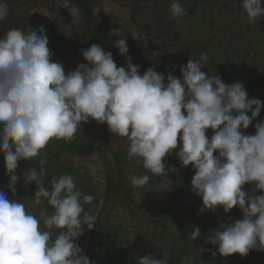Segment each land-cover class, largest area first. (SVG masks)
<instances>
[{
  "label": "clouds",
  "instance_id": "1",
  "mask_svg": "<svg viewBox=\"0 0 264 264\" xmlns=\"http://www.w3.org/2000/svg\"><path fill=\"white\" fill-rule=\"evenodd\" d=\"M242 6L249 22L264 20L262 0H242ZM169 7L170 19L187 15L179 0ZM8 13L0 0V21ZM48 45L43 28H13L0 37V153L13 195L20 180L19 162L38 158L39 164V171L28 169L26 177L23 172L24 185L36 186L27 207L0 190V264H92L76 241L84 226H96V217L83 208L94 196L79 190L69 174L53 177L51 188L45 187L48 161L43 151L53 139L71 142L90 120L126 138L128 158L144 170L131 177L133 187L147 185L150 177L175 173V167L166 170L164 158L178 149L180 164L195 170L191 190L202 198L201 213L221 208L229 213L239 207L243 218L220 222L204 244L215 246L223 257L264 251V194L244 190L246 184H254L253 193H264V121L255 124V135L244 131L260 115L264 102L249 98L241 82L228 85L202 71L209 59L206 53L198 60L190 57L179 77L169 73L165 79L154 67L140 74V66L127 55V38L115 41L126 66L118 67L110 51L92 44L81 49L87 63L67 73L53 60ZM208 129L213 132L210 138ZM45 201L51 214L42 208L38 218L28 211ZM200 236L197 226L188 239ZM204 251L211 250H200ZM137 264L167 260L146 255Z\"/></svg>",
  "mask_w": 264,
  "mask_h": 264
},
{
  "label": "rangeland",
  "instance_id": "2",
  "mask_svg": "<svg viewBox=\"0 0 264 264\" xmlns=\"http://www.w3.org/2000/svg\"><path fill=\"white\" fill-rule=\"evenodd\" d=\"M3 2L7 4L9 13L5 20L0 21V37L10 29L19 25L30 26L35 21L46 26L48 30L57 25L60 40L54 48L55 61L63 64L65 73L74 70L80 63H87L81 49H87L91 44L86 35L87 16L79 6L70 0H3ZM171 2L172 0H89L91 27L97 38L111 44L113 59L118 67L126 66V59L119 54L115 41L127 38L129 48L127 55L131 57L134 65L140 66L141 75L149 66L159 64L165 67V79L169 73L179 77L181 66L186 65L190 57L198 60L201 53H206L209 59H218L219 54L223 53L227 62L228 60L234 62V67L237 68L236 75L244 84L248 97L252 98L254 87L264 86V20L249 22L242 0H212L209 6L200 8L195 14H188L192 0H179L187 15L170 19ZM209 39L211 44L206 51L203 44ZM206 70L204 66L202 71L207 73ZM104 134L103 124L90 120L82 124V129L75 134L81 139L77 144L78 150L70 152L65 148L54 159L59 165L65 163L79 169L86 185L92 187L95 192L94 216L101 218L104 227L112 224L124 225L126 234L131 238L137 260L146 255L163 260L162 244L156 240L158 236H155V233L159 235L160 230L165 229V225L173 231L189 228L198 220H205L216 212L201 213V205L196 212L175 215L165 224L159 223L162 220L158 215L162 211L155 204L150 188H135L130 184L131 177L143 175L144 170L136 164L135 159H129L128 155L127 160L121 164H114L111 151L124 148L127 154L126 138L109 132L107 138L110 139V144L105 146ZM101 146L104 148L98 151L97 148ZM23 172L26 177L28 170L21 160L16 170V175L20 177L15 185L18 194L16 200L27 207L32 203L34 195L32 188L35 184L25 186ZM121 172L127 176L132 197L107 202L105 197L107 181ZM8 184L9 175L6 174L3 154L0 153V189L8 193ZM163 186L171 191L173 183L167 179L163 181ZM254 188V184L244 186L246 192L254 195L264 194L258 190L253 193ZM198 198L201 199L199 196ZM42 208L45 209V204L32 206L28 211L39 218ZM103 209L107 216L99 214ZM218 212L221 214L220 209ZM229 213L227 219L222 222H228L229 217L233 220L243 218L238 206ZM55 234L56 232L53 237ZM79 244L92 264H95L97 240L92 230H87L83 234ZM212 250L216 252V247L213 246ZM242 264H264V251L253 250Z\"/></svg>",
  "mask_w": 264,
  "mask_h": 264
},
{
  "label": "trees",
  "instance_id": "3",
  "mask_svg": "<svg viewBox=\"0 0 264 264\" xmlns=\"http://www.w3.org/2000/svg\"><path fill=\"white\" fill-rule=\"evenodd\" d=\"M77 6H79L84 14L87 16V38L90 44H97L104 49L106 52H111V44L109 45L105 41L97 38L94 31L92 30V22L91 18V10L89 9V0H70ZM212 0H192L191 5L188 9V14H195L202 7L209 6V2ZM27 28H31L33 30H39L41 28L44 29L45 34L48 37L49 45L48 47L54 53L53 60L55 61V52L54 48L58 44L60 40V30L57 25H54L51 30H48L46 26H42L39 22L35 21L30 26L19 25L16 29L27 30ZM211 44V40L209 39L207 42L203 44V48L207 51ZM213 52V51H212ZM220 57L218 59H208V63L204 66L207 68L206 71L210 73V75L219 76L225 84L231 85L234 82H241L240 79L236 75V67H234V62L232 60H228L223 53L219 54ZM149 67H154V69L162 74H165V67H161L159 64H153ZM148 67V68H149ZM244 85V84H243ZM253 96L252 98H258L262 102H264V86H255L252 90ZM250 116L251 113L249 112ZM258 121H264V107L261 109L260 115L256 120L253 121L251 127L247 130H244L245 133H250L251 135H255V124ZM103 128L105 129L104 139L105 146L110 144V139L107 138L109 134L107 124H103ZM79 131V130H78ZM77 131V132H78ZM213 134L211 129H208L206 135L211 137ZM81 142V139L76 137L73 138L71 142H67L64 140H51L46 148L43 150L47 153V177L44 180L45 187L51 188V180L53 177H59L62 174H69L74 178L76 186L79 190H81L84 194H90L94 196V200L91 204H83V208L89 214L94 215L96 211L95 207V192L92 187L86 185V182L79 172V169L71 166L70 164H58L57 160L54 158L61 153L63 149L67 148L70 152H75L77 149V144ZM179 144V141H178ZM104 146L97 148L98 151H101ZM64 151V150H63ZM174 150L173 155L166 156L164 159L166 161V170L167 167H175L177 171L175 173H169L165 176L151 178L147 185L143 186L144 189L150 188L151 196L154 198L155 204L159 207L161 213L159 212L158 218L162 221H159L161 224H165L166 221L171 220L175 215H184L190 214L191 211L198 210L202 205V198H198V196L192 192L191 190V179L195 174V170L191 165L187 167H183L178 158L175 155ZM114 164H121L125 160H127L126 150L123 148H118L116 151H111ZM216 155V153H214ZM24 165L26 169L35 168L39 171L38 158L32 161H24ZM170 179L173 183L172 190H167L163 186V181ZM127 176L122 172L118 176H114L112 179H109L106 184L105 189V197L106 201L110 200L116 201L118 199H125L132 197L131 187L128 186ZM36 186L34 185L32 188L33 193L35 192ZM1 190V189H0ZM171 194L170 196L168 194ZM9 198L16 199L18 194L13 195L11 189L7 193ZM178 196V200L175 201ZM196 201V202H195ZM45 210L48 214H51L52 208L47 205L45 201ZM221 214L216 212V214L205 220H198L196 223L191 225L189 228H184L178 231L169 230L168 226L165 225V229L160 230L159 235L155 233V236H158L156 239L160 244H162L161 251L163 253L164 259L167 260V264H242L247 256L241 257L238 253L232 254L228 257H223L219 253H216L215 256L211 254L214 252L212 250V245L204 244V238L209 234L210 230L216 228L220 222L224 219H227V216L230 213H225L223 208L220 209ZM100 215H105V210H101L99 212ZM42 223V221H41ZM158 223V224H159ZM199 227L201 230V236L197 238L195 241H191L188 239L189 234L194 229V227ZM87 227L84 226V234L87 231ZM94 237L97 240L96 245V256H95V264H137V259L134 254L131 238L126 234V228L122 224H112L109 227H104L101 218L96 216V226L91 229ZM157 230H155L156 232ZM55 233V232H54ZM55 238V236L53 237ZM83 238V235L78 238L76 243L79 245V239ZM210 249L211 251H204L203 253L200 250ZM253 250L249 252L252 253ZM165 254L167 256H165Z\"/></svg>",
  "mask_w": 264,
  "mask_h": 264
}]
</instances>
